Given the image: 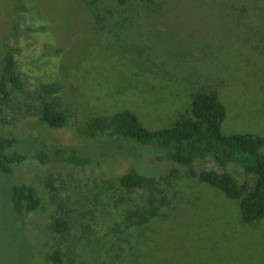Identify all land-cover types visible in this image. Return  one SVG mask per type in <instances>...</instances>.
<instances>
[{"label":"rangeland","instance_id":"374dc122","mask_svg":"<svg viewBox=\"0 0 264 264\" xmlns=\"http://www.w3.org/2000/svg\"><path fill=\"white\" fill-rule=\"evenodd\" d=\"M23 2L25 9L0 0V60L7 42L24 86L0 131L17 139L11 151L27 156L10 173L0 170V264H53L44 259L53 247L66 264H264V217L244 221L238 199L183 168L160 179L173 164L155 158L156 145L105 134L86 139L72 126L130 110L146 128H166L191 117L193 94L214 90L225 107L224 134L264 135V0ZM49 80L64 84L56 107L70 126L50 128L27 111L39 101L38 83ZM58 146L91 157L94 179L31 157ZM129 152L141 163L112 158ZM132 164L155 176L168 203L146 223L127 226V209L148 195L119 185ZM229 168L253 186L254 175ZM50 176L64 211L49 199ZM20 184L34 186L36 210H14L12 186ZM53 217L68 220L64 236L47 230Z\"/></svg>","mask_w":264,"mask_h":264},{"label":"trees","instance_id":"16d2710c","mask_svg":"<svg viewBox=\"0 0 264 264\" xmlns=\"http://www.w3.org/2000/svg\"><path fill=\"white\" fill-rule=\"evenodd\" d=\"M16 1L19 8L25 9L23 0ZM230 7L235 8L232 4ZM2 50L0 129L6 121L5 108L14 105V93L24 91L23 80L17 70L15 49L5 42ZM63 87L64 84L59 80L40 81L37 86L39 101L29 106L27 111L37 112L39 120L50 128L70 126L68 115L56 107ZM225 114L224 104L220 101L217 92L205 90L193 94L191 117L177 120L166 128L150 130L130 110L116 111L108 118L94 117L84 125H71L78 135L86 139H96L101 134H105L109 137L118 136L160 147L162 152L155 158L173 164L166 173L158 176L160 179L175 178L183 168L189 176L220 189L230 198L238 199L244 221H257L264 217V135L224 134L221 131V123ZM16 142V138L8 137L0 131V170L3 172L10 173L13 163L20 162L27 157L10 150ZM31 157L44 165L53 161L63 163L71 167L72 172L77 171L83 176L82 181L94 179L90 175L94 171L92 158L78 147L58 146L48 153L44 150H37ZM112 158L116 161L121 158L125 161H137L142 157L129 152L123 157L115 155ZM141 161L138 163L140 164ZM139 164L130 165L118 177L119 185L127 193L136 188L148 189L146 204L135 209H127V226L146 223L150 218L157 216L160 208L168 203L163 189L157 187L155 176L143 173ZM230 165L240 167L245 175H254L253 186L248 187L247 180L239 182L230 170ZM55 179L54 176L46 179L49 199L57 204V208L64 211L63 201L57 194ZM39 203L40 200L33 185L12 186V205L17 213L34 211ZM46 228L64 236L70 224L64 217H53L47 223ZM62 255L58 247H53L44 259L53 264H66Z\"/></svg>","mask_w":264,"mask_h":264}]
</instances>
